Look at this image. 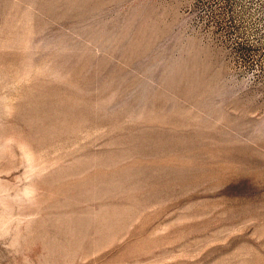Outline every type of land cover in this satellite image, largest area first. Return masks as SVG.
<instances>
[{
	"label": "rangeland",
	"instance_id": "1",
	"mask_svg": "<svg viewBox=\"0 0 264 264\" xmlns=\"http://www.w3.org/2000/svg\"><path fill=\"white\" fill-rule=\"evenodd\" d=\"M0 264H264V0H0Z\"/></svg>",
	"mask_w": 264,
	"mask_h": 264
}]
</instances>
